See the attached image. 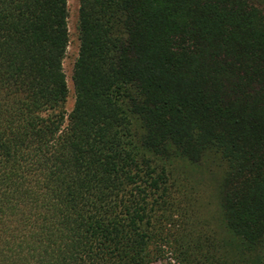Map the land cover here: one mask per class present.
Here are the masks:
<instances>
[{
	"label": "trees",
	"instance_id": "obj_1",
	"mask_svg": "<svg viewBox=\"0 0 264 264\" xmlns=\"http://www.w3.org/2000/svg\"><path fill=\"white\" fill-rule=\"evenodd\" d=\"M79 1L68 112V0H0V264H264V0Z\"/></svg>",
	"mask_w": 264,
	"mask_h": 264
},
{
	"label": "rangeland",
	"instance_id": "obj_2",
	"mask_svg": "<svg viewBox=\"0 0 264 264\" xmlns=\"http://www.w3.org/2000/svg\"><path fill=\"white\" fill-rule=\"evenodd\" d=\"M68 9H69V30H70V45L67 52V57L64 62L65 71L67 75V81L70 89L68 100L65 104V108L70 112L75 103V93H74V84H73V67L75 60L78 56L80 39H79V9L80 1L79 0H68ZM193 183L195 184V196H199L200 200H197L198 206H200V215L201 218L212 221L217 211V204L215 199L214 191V182L211 179V176L208 173L205 174H196L192 178ZM170 254V253H169ZM168 254V255H169ZM165 258V264L174 263L169 256Z\"/></svg>",
	"mask_w": 264,
	"mask_h": 264
}]
</instances>
